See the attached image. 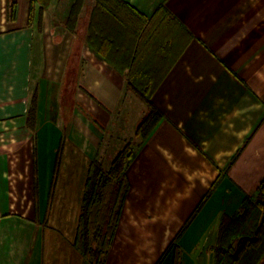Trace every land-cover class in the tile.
<instances>
[{"label":"crops","instance_id":"crops-1","mask_svg":"<svg viewBox=\"0 0 264 264\" xmlns=\"http://www.w3.org/2000/svg\"><path fill=\"white\" fill-rule=\"evenodd\" d=\"M15 1L11 17L0 0V264H94L76 240L88 168L140 104L128 69L57 32L56 5L29 22L30 0ZM123 1L148 21L162 6L175 47L151 96L163 116L145 139L139 99L104 264H173L175 252L180 264H215L223 214L264 181V0ZM94 4L82 8L86 27Z\"/></svg>","mask_w":264,"mask_h":264},{"label":"trees","instance_id":"trees-1","mask_svg":"<svg viewBox=\"0 0 264 264\" xmlns=\"http://www.w3.org/2000/svg\"><path fill=\"white\" fill-rule=\"evenodd\" d=\"M49 2L30 0L29 22L34 16L35 4L40 5L42 12ZM83 4L84 0H75L69 9L65 29L72 33ZM15 6V0H8L11 17ZM164 12L159 7L148 21L123 0H95L87 25L85 43L115 69L120 72L128 69L126 87L147 107L136 128V134L142 139L163 116L151 96L162 76L158 69L166 65L165 52L175 47L174 37L165 42V24L171 19ZM156 56L163 59L153 60ZM134 156L135 149L126 144L107 171L95 162L88 168L76 240L78 247L93 257L94 264H104L112 244L129 187L125 170ZM94 241L98 247L92 248ZM212 250L215 264H258L264 255V181L254 198L244 197L235 213L223 214ZM173 264H180L176 252Z\"/></svg>","mask_w":264,"mask_h":264},{"label":"rangeland","instance_id":"rangeland-1","mask_svg":"<svg viewBox=\"0 0 264 264\" xmlns=\"http://www.w3.org/2000/svg\"><path fill=\"white\" fill-rule=\"evenodd\" d=\"M55 1L56 0H50L49 5L52 4V6L53 5L57 6V8H56V6L54 7L53 11H55V13H57V16H56V20H57L56 21L57 22L56 23L57 24L56 30H57V32L61 33V31L65 29V22H66V19H67V16H68L69 9H70L72 3L75 0H58L57 4L55 3ZM91 4H92V0H84L83 6L86 5L88 8H90ZM37 5H38V3L35 4V6H34L35 7L34 8L35 9V14L37 13V11H40L39 7ZM82 8H84V7H82ZM41 11H43V10H41ZM81 11H82V9H81ZM80 14H81V12H80ZM80 14H79V18H78V21H77V25L75 27V31H76L75 32V35H76L75 40H77L79 43L80 42H84V40H85V38L87 36L86 18H85V16L81 17ZM35 17H36V15H35ZM132 97H134L136 99V101H138V103L140 104V110H138V108H136V110H135L136 112L134 113L136 115L134 116V114H133V116L131 118L134 121L135 119H133V118H138L139 112H140V114L144 113V112L141 113L142 112L141 108L142 107L145 108V106L139 100V98H137L136 96H132ZM133 121H131V122L129 121L130 124L131 123L133 124ZM132 124L130 125V128L128 129V131L125 132L123 135H117L119 133L116 132V130L115 131L114 130L111 131V133H115V135H111L110 133L108 135H105L104 140L101 143V147H100L99 153L94 158V162L97 163L99 166H101V169L103 171H107L108 170L112 160L115 158V156L118 154V152L126 144H129L133 148V146L138 142L139 139L136 138L137 136L136 135H132V132H133V129H134V124L133 125ZM172 246L173 245H171L170 247H172ZM93 247L94 248L98 247V242L97 241H94L92 243V248Z\"/></svg>","mask_w":264,"mask_h":264}]
</instances>
